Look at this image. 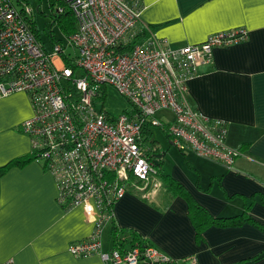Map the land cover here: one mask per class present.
Returning a JSON list of instances; mask_svg holds the SVG:
<instances>
[{
	"label": "built area",
	"instance_id": "2783aa9c",
	"mask_svg": "<svg viewBox=\"0 0 264 264\" xmlns=\"http://www.w3.org/2000/svg\"><path fill=\"white\" fill-rule=\"evenodd\" d=\"M27 7L18 11L10 0H0V96H28L33 115L17 130L54 179L59 204L80 206L88 217L100 214L90 236L69 244L68 253L77 259L97 255L103 264L168 263L151 245L103 250V227L125 194L158 188L144 141L153 127L179 151L232 169L239 151L226 145L223 121L206 118L188 103L187 82L213 65L216 48L246 40L247 32L233 29L170 48L153 34L140 39L142 0H56L53 12L69 11L76 28L66 46L56 42L49 52L30 28ZM107 86L130 105L117 117L103 109ZM160 111L172 119H157Z\"/></svg>",
	"mask_w": 264,
	"mask_h": 264
},
{
	"label": "crops",
	"instance_id": "0c3cea01",
	"mask_svg": "<svg viewBox=\"0 0 264 264\" xmlns=\"http://www.w3.org/2000/svg\"><path fill=\"white\" fill-rule=\"evenodd\" d=\"M216 0H142L138 33L153 34L163 46L202 43L209 35L245 30L248 38L216 48L213 65L187 82V101L203 116L225 124L226 145L239 151L231 170L180 151L164 173L215 218L239 215L238 225L212 226L195 242L188 206L161 183L142 196L125 194L111 208L121 229L134 231L169 260L187 264H264V21L261 0L238 9ZM33 115L28 96H0V187L4 190L2 264H103L99 256L77 259L67 248L90 236L100 214L58 202L51 174L37 161L15 164L31 153L30 139L17 127ZM160 150V149H159ZM161 151V150H160ZM184 152V153H183ZM230 224L229 222L225 225ZM106 227V228H105ZM105 228V230H104ZM107 229V230H106ZM111 226L103 227L102 249L110 250Z\"/></svg>",
	"mask_w": 264,
	"mask_h": 264
},
{
	"label": "trees",
	"instance_id": "16d2710c",
	"mask_svg": "<svg viewBox=\"0 0 264 264\" xmlns=\"http://www.w3.org/2000/svg\"><path fill=\"white\" fill-rule=\"evenodd\" d=\"M19 4L22 6L23 4H26L27 0L24 2V0H17ZM50 2V8L53 11L54 6L56 5V0H49ZM22 11V9L20 10ZM52 17L54 18H62L63 21L67 24L69 33L68 35L72 34L75 31V20L73 15L65 10L62 14H55L53 12ZM56 18V20H57ZM30 28L32 29L33 33L35 34L36 38L38 39L37 33L35 31V27L32 21H30ZM67 35V36H68ZM167 136V135H166ZM168 137V136H167ZM144 141H149V148H150V154L148 156L153 159L154 162V168L156 170V175H157V180L162 183L164 186L166 192L170 196H180L183 199L186 200L187 202V210H188V216L190 218V221L193 225V228L195 230V242L200 243L202 241V232L205 229H208L209 227L212 226H229V225H238L242 222H245L244 216L239 215L233 218H227V219H220V218H215L213 217L206 209L201 207L199 204H197L185 191L184 187L180 185L178 182H176L173 178H171L169 175L164 173L162 169L163 165V157L165 154V151H160L159 147L157 146L155 141H150L149 135L144 137ZM143 141V142H144ZM158 152H161V155L157 159L155 156H158ZM155 158V159H154ZM35 155L30 153L29 157L22 160H18L17 162H14L15 164H21V163H27L30 161H35ZM136 196H140L141 193H131ZM230 223L228 225H225L226 223ZM108 224L111 226V243L112 246L110 250H117V251H127L133 247H139L143 248L145 246H150L151 244L148 241L143 240L142 238L139 237L137 233H135L132 230L129 229H121L117 227L114 224V221L111 220ZM152 246V245H151ZM139 264H162L159 262H147V261H141ZM163 264H187L186 260L180 261V262H175V261H169L168 263H163Z\"/></svg>",
	"mask_w": 264,
	"mask_h": 264
},
{
	"label": "rangeland",
	"instance_id": "374dc122",
	"mask_svg": "<svg viewBox=\"0 0 264 264\" xmlns=\"http://www.w3.org/2000/svg\"><path fill=\"white\" fill-rule=\"evenodd\" d=\"M13 6L20 11L22 6L19 4L17 0H10ZM26 0H24L25 2ZM26 5L27 8L31 9V18L35 27V31L37 33L39 41L42 43L44 48L53 52V45L56 42L62 41V45H67V33H69L67 24L62 22V18H55L53 21V11L50 8L49 0H27ZM68 50V49H67ZM73 56V54H71ZM103 109L105 112L111 117H117L120 115L125 109H129L130 105L128 102L121 97L112 87L107 86L104 94ZM100 104L98 102L97 106ZM156 118L161 120L164 123L169 122L172 119V114L168 111H160L156 113ZM151 137L152 141H155L157 146L161 151H165L164 158V170H169V165L175 163L176 159H178L179 155L182 154L180 151L172 144V142L167 138L164 131L159 127H153L151 129ZM184 152L193 153L190 150H186ZM183 152V153H184ZM157 189L162 193L163 189L161 187L160 181H158ZM156 189V191H157ZM106 228V227H105ZM104 228V230H105ZM107 230V229H106ZM102 236H105L103 233ZM103 240V238H102ZM102 243H104L102 241Z\"/></svg>",
	"mask_w": 264,
	"mask_h": 264
},
{
	"label": "snow or ice",
	"instance_id": "6c2138e0",
	"mask_svg": "<svg viewBox=\"0 0 264 264\" xmlns=\"http://www.w3.org/2000/svg\"><path fill=\"white\" fill-rule=\"evenodd\" d=\"M246 0H216L215 6H220L227 9H238L244 6ZM261 20L264 21V0H261ZM4 190L0 187V204L3 202ZM2 212H0V250L3 247L4 233L2 227ZM2 264V262H0Z\"/></svg>",
	"mask_w": 264,
	"mask_h": 264
},
{
	"label": "flooded vegetation",
	"instance_id": "af4514ba",
	"mask_svg": "<svg viewBox=\"0 0 264 264\" xmlns=\"http://www.w3.org/2000/svg\"><path fill=\"white\" fill-rule=\"evenodd\" d=\"M158 155L160 156L161 155V152H158Z\"/></svg>",
	"mask_w": 264,
	"mask_h": 264
},
{
	"label": "water",
	"instance_id": "95a60500",
	"mask_svg": "<svg viewBox=\"0 0 264 264\" xmlns=\"http://www.w3.org/2000/svg\"><path fill=\"white\" fill-rule=\"evenodd\" d=\"M155 157H156V158H157V157L159 158V155H158V156H155ZM158 158H157V159H158Z\"/></svg>",
	"mask_w": 264,
	"mask_h": 264
}]
</instances>
